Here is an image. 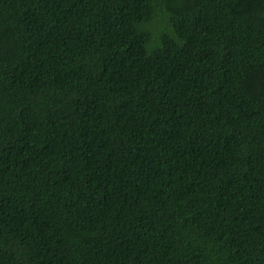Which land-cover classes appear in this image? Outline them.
Returning <instances> with one entry per match:
<instances>
[{"label":"trees","instance_id":"obj_1","mask_svg":"<svg viewBox=\"0 0 264 264\" xmlns=\"http://www.w3.org/2000/svg\"><path fill=\"white\" fill-rule=\"evenodd\" d=\"M0 264H264V0H0Z\"/></svg>","mask_w":264,"mask_h":264}]
</instances>
